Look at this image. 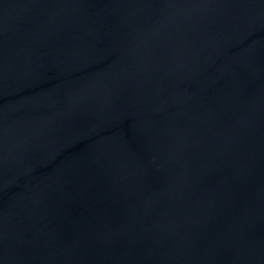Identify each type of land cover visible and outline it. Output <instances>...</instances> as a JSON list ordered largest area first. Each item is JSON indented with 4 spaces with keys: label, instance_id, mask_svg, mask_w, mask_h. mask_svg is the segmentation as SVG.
Here are the masks:
<instances>
[{
    "label": "water",
    "instance_id": "95a60500",
    "mask_svg": "<svg viewBox=\"0 0 264 264\" xmlns=\"http://www.w3.org/2000/svg\"><path fill=\"white\" fill-rule=\"evenodd\" d=\"M0 264H264V0H0Z\"/></svg>",
    "mask_w": 264,
    "mask_h": 264
}]
</instances>
